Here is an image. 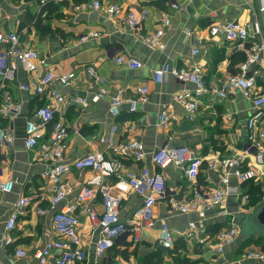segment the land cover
<instances>
[{"label": "crops", "instance_id": "obj_1", "mask_svg": "<svg viewBox=\"0 0 264 264\" xmlns=\"http://www.w3.org/2000/svg\"><path fill=\"white\" fill-rule=\"evenodd\" d=\"M121 5L126 11L141 14L148 10L149 16L137 34L120 32V21L111 18L101 10H88L89 0H51L41 4L40 0H0L6 18L0 31L17 32L24 47L37 50L44 64L38 72L27 74L18 71L13 83L0 81V96L11 95L22 103V112L11 124L0 117V129L13 130L14 142L0 149V177L10 180L13 189L0 194V264H40L35 258L47 241L61 239L53 228V215L64 206L74 203L79 190L85 186L94 173L90 170H73L64 176L73 189L55 209L50 206L51 193L42 179L49 169L38 149H26V125L34 119L36 108L48 102L47 95L22 92L21 84L32 83L45 70L56 74L76 71L77 80L69 86L55 87L65 96L56 118H63L70 135L66 157L77 160L92 151H101L112 158L111 146L130 140L144 143L146 159L143 163L126 161L128 171L140 173L142 165L151 171H159L152 156L167 145L188 146L204 159L198 185L209 191L220 185V176L208 169V160L214 157L241 154L247 137L246 124L252 114V103L240 94H230L218 98L208 94L202 98L198 116L194 121L187 117L185 108L175 101L174 95L183 90H193V85L181 82L169 75L163 83L153 79L155 70L165 62L177 68L188 67L197 59L205 72L206 83L215 85L218 81L239 71L245 53L234 51L221 37H211L212 25L237 22L251 23L254 30L264 39V0H106ZM82 5V10L76 6ZM175 5L177 7H172ZM164 16L171 19L166 28L164 50L152 49L143 43L142 37L159 29ZM190 32V35L187 34ZM89 33L99 36L81 42L80 38ZM200 49L199 56L192 54ZM130 56L142 63V68H130L119 64L117 58ZM93 65L101 81L89 79L84 66ZM149 87L148 102L139 104L136 112L129 111V105L121 106L119 116L110 112L111 98L119 88H124V98L135 95L138 87ZM105 88L106 96L98 98V92ZM264 91V86H263ZM86 100V104L80 101ZM3 100L0 98V103ZM163 108L172 111L176 119L168 131L159 125V114ZM48 138V135H47ZM255 166L264 174V159L257 161L253 155L247 156L242 169ZM168 191L165 198L155 207L157 217L154 227L147 228L142 241L135 243L131 234L118 237L113 246L102 256L96 254L100 231L90 219V210L102 211L101 200L97 199L89 208L87 204H77L75 214L80 220L81 245L87 252L84 264H261L259 260H246L243 254L249 251L264 252V238L256 235L244 237L241 232L237 240L224 247V253L217 256L213 250L216 235L233 223L238 214L249 215L261 203L264 196V177L258 181L240 183L234 176L231 188H236L227 197L222 207L210 210L205 219L196 214L174 212L172 205L176 199H187L192 192L185 168L170 163L161 168ZM115 186V194L122 196L120 215L123 220L141 205L142 198L129 185L117 177L107 178ZM39 194L40 204L31 203L25 214L17 220L12 231L13 243L5 244V225L14 203L24 195ZM247 197V201L244 200ZM38 206L47 211L44 216ZM195 222L198 233L193 239L183 235L188 225ZM168 228L174 235V248L165 250L159 244L161 228ZM198 238H205L200 245ZM16 249H24L27 256L19 258ZM47 264H54L51 257Z\"/></svg>", "mask_w": 264, "mask_h": 264}, {"label": "built area", "instance_id": "obj_2", "mask_svg": "<svg viewBox=\"0 0 264 264\" xmlns=\"http://www.w3.org/2000/svg\"><path fill=\"white\" fill-rule=\"evenodd\" d=\"M49 1L51 0H40V3L46 4ZM86 6L88 10H101L109 17L118 19L121 24L120 32L139 33L143 22L149 16L148 10H143L138 15L133 11H126L117 3L106 0H89ZM172 7L177 6L172 5ZM76 9L80 11L83 6L78 5ZM5 19H7L5 10L0 7V26ZM161 24L162 26L153 34L142 37L143 43L149 48L158 50L166 48L163 39L166 28L171 25V19L164 16ZM209 33L211 37H221L234 51L245 53V58L240 63L236 74H229L221 78L217 84L209 86L206 83L205 72L197 59L185 68H177L170 62H165L153 74L157 84L163 83L169 75H173L179 81L193 85V90H183L174 95L175 101L185 108L187 117L191 121L197 118L202 98L208 94L227 98L230 94L238 93L252 103L253 110L246 124L247 137L243 152L208 160V169L220 176V185L216 188L203 191L199 187L198 177L202 171L204 159L197 156L188 146L167 145L159 148L152 156L155 166L160 170L170 163L185 168V175L192 186V192L187 199H176L172 209L181 214H196L200 219H205L213 208L225 205L229 194L236 189L230 186L232 176L240 183L258 181L264 177V174L258 172L255 166L246 170L242 169V163L247 156L253 155L257 161L264 159V39L254 30L251 23H219L212 25ZM187 34L190 35V32ZM97 36H99L98 33H89L81 37L80 41L86 42ZM192 54L195 57L199 56L200 49L194 48ZM117 62L130 68L143 66L138 59L130 56H120ZM41 64H44V61L37 50L24 47L17 32L0 31V81L2 83H13L19 70L27 74L38 72ZM83 68L89 79L101 81L93 65H86ZM77 78L76 71L56 74L52 70H45L36 79L35 85L24 83L19 86L22 92L47 95L49 99L45 105L36 108L34 119L27 122L24 144L26 149H38L41 159L49 165V169L42 174V179L51 193V208L55 209L73 192L72 187L64 181L65 175L73 170H90L94 173L93 177L79 190L76 201L54 213L53 228L61 239L47 241L45 247L36 253L35 258L40 264H47L51 257L54 258V264H84L87 252L81 245L80 220L75 214L77 204L84 203L90 208L97 199L101 200L102 211L97 212L91 209L89 217L100 231L96 254L102 257L123 234H131L134 242L140 243L143 232L155 226L156 204L165 198L168 191L163 171H151L145 165H142L140 173L126 170V161L143 163L146 159L145 146L140 140L134 139L120 145H112V158H107L101 151H92L74 161L67 159L70 131L62 117L56 118L66 98L55 85L69 86L75 83ZM124 92V88H119L112 96L110 103L112 116H119L124 103L128 104L129 111L134 113L139 104L148 102V86L138 87L135 95L128 98L123 97ZM106 94L105 88H102L97 96L104 98ZM0 98L3 100L0 103V117L11 124L22 112V103L16 101L11 95H4L3 98L0 96ZM80 102L86 104L87 101ZM175 119L176 116L172 111L163 108L159 114L158 125L162 130L168 131ZM13 142L11 125L7 131L0 129V149L6 145H12ZM111 177L123 179L131 190L142 198L141 205L126 220H123L120 215L122 196L115 194L113 182L107 180ZM12 189V181L0 177V194L9 193ZM41 200L40 195L35 193L21 196L14 203L5 225V244L13 243L11 233L16 228L18 218L25 214L26 207L31 203L40 204ZM244 200L247 201V197H244ZM37 212L41 216L47 213L41 206H38ZM197 233V224L191 222L183 235L187 239H193ZM239 235L240 228L234 223L219 231L213 243L215 254L221 256L224 253V247L234 243ZM198 243L204 246L205 238H198ZM159 244L165 250L174 248V235L170 229L161 228ZM15 253L19 258L27 256V251L24 249H16ZM243 258L259 260V263L264 264L263 251L246 252Z\"/></svg>", "mask_w": 264, "mask_h": 264}, {"label": "water", "instance_id": "obj_3", "mask_svg": "<svg viewBox=\"0 0 264 264\" xmlns=\"http://www.w3.org/2000/svg\"><path fill=\"white\" fill-rule=\"evenodd\" d=\"M233 223L240 228L242 236L246 238L256 235L264 238V202L249 215H236Z\"/></svg>", "mask_w": 264, "mask_h": 264}, {"label": "trees", "instance_id": "obj_4", "mask_svg": "<svg viewBox=\"0 0 264 264\" xmlns=\"http://www.w3.org/2000/svg\"><path fill=\"white\" fill-rule=\"evenodd\" d=\"M25 1H32V0H25ZM244 60V59H243ZM264 197V196H263ZM264 248V247H263Z\"/></svg>", "mask_w": 264, "mask_h": 264}]
</instances>
